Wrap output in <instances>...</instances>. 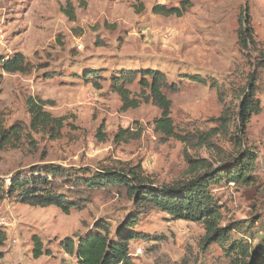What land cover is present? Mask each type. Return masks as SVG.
I'll return each mask as SVG.
<instances>
[{"label": "rangeland", "instance_id": "obj_1", "mask_svg": "<svg viewBox=\"0 0 264 264\" xmlns=\"http://www.w3.org/2000/svg\"><path fill=\"white\" fill-rule=\"evenodd\" d=\"M183 3L187 10L182 16L153 10ZM242 28L256 43L250 51L241 46ZM261 50L264 0H0V58L22 53L35 65L27 75L5 73L0 86L5 125L29 126V98L44 101L47 111L65 120L59 138L32 133L21 147L0 151V177L9 182L16 173L47 164L97 171L141 162L146 174L162 184L188 177L187 154L217 163L222 156L242 158L249 153L254 163L248 182L223 183L213 192L222 206L223 226L258 220L253 230L257 246L264 238V69L257 82L260 111L245 129L238 111L239 97L251 81ZM141 69L159 70L178 86L176 91H164L179 128L213 127L217 125L213 119L222 117L227 130L209 146L187 147L175 139L163 142L154 131L159 108L149 102L124 110L112 90L116 72ZM93 70L100 75L95 81L101 88L84 80ZM127 87L138 97L139 77ZM122 129L130 130L123 141L116 137ZM132 203L99 191L84 210L66 214L56 206L0 198V231L6 233L0 264H77L61 242L84 236L102 221L109 222L115 233L134 213ZM137 229L145 236L130 242V252L136 255L141 249L142 254L134 257L139 264H230L235 259L220 243L205 249L200 245L206 232L201 222L156 210L144 216ZM248 232L231 231L232 238L224 245L251 242ZM33 235L40 236L48 254L33 255Z\"/></svg>", "mask_w": 264, "mask_h": 264}, {"label": "trees", "instance_id": "obj_2", "mask_svg": "<svg viewBox=\"0 0 264 264\" xmlns=\"http://www.w3.org/2000/svg\"><path fill=\"white\" fill-rule=\"evenodd\" d=\"M187 4L181 7H166L157 5L154 12L163 15L182 16ZM68 16L73 17V10L66 9ZM241 46L250 51L256 44L247 29H240ZM35 68L34 63L24 54L15 53L10 57L0 58V86L3 84L5 73L30 74ZM264 69V51L257 57V66L251 73V81L244 87L239 103V117L243 129L253 114L260 111L256 95L259 91L257 82L261 80L260 72ZM100 75L97 71H90L84 78L92 82L93 86L101 88L95 81ZM139 77L142 91L138 97L128 85L134 83ZM149 78V79H148ZM204 82V79L192 77ZM112 90L122 100L124 110L138 108L142 103L152 102L161 114L154 120V131L163 142L175 139L187 147H202L211 145L212 139L219 133L225 132L228 123L226 118L213 119L217 125L196 126L194 128H179L172 117V101L164 90L176 91L177 85L170 84L163 72L159 70H119L111 77ZM27 110L30 115V124L27 127L19 122L10 126L5 125L0 114V151L7 148H19L24 144L25 137L32 133L49 134L52 138H59L65 126L63 117H55L45 109V102L29 98ZM28 128V129H27ZM100 129L99 134H101ZM129 129H122L116 135L118 140L130 137ZM30 140V139H29ZM189 175L187 178L172 183H156L148 176L141 162L135 164L114 165L99 168L97 171L82 168L68 170L55 164L31 167L28 173L19 172L13 175L9 182L0 177V198L14 197L17 202L32 206H56L64 213L82 211L94 199L96 192L105 191L132 201L135 211L116 230L111 232V225L107 221L98 223L95 228L84 236L65 238L62 248L70 255L75 256L77 264H139L130 252V242L145 236L143 231L137 229L142 218L151 211L161 210L176 219L201 222L205 226V235L200 245L220 243L230 254L234 261L230 264H264V238L262 243L254 246L253 233L258 220H236L227 226L221 224L222 206L213 192L215 187L223 183L248 182V174L253 169L254 158L246 153L242 158L222 156L217 163L205 158H193L187 154ZM235 163L234 165H231ZM249 231L247 240L231 241V231ZM264 232V230H263ZM261 239V238H260ZM6 240V233L0 231V246ZM34 247L33 255L38 258L49 251L44 248L38 235L32 237ZM139 256V255H137ZM1 257V254H0Z\"/></svg>", "mask_w": 264, "mask_h": 264}, {"label": "built area", "instance_id": "obj_3", "mask_svg": "<svg viewBox=\"0 0 264 264\" xmlns=\"http://www.w3.org/2000/svg\"><path fill=\"white\" fill-rule=\"evenodd\" d=\"M141 254H142L141 249L138 248V250H137V252H136V255H141Z\"/></svg>", "mask_w": 264, "mask_h": 264}]
</instances>
